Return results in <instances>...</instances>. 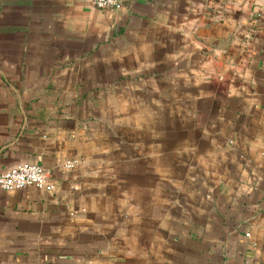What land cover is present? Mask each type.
<instances>
[{"label":"crops","instance_id":"1","mask_svg":"<svg viewBox=\"0 0 264 264\" xmlns=\"http://www.w3.org/2000/svg\"><path fill=\"white\" fill-rule=\"evenodd\" d=\"M25 162L55 186H0V264H264V0H0Z\"/></svg>","mask_w":264,"mask_h":264},{"label":"built area","instance_id":"2","mask_svg":"<svg viewBox=\"0 0 264 264\" xmlns=\"http://www.w3.org/2000/svg\"><path fill=\"white\" fill-rule=\"evenodd\" d=\"M93 2L99 7L121 8L123 6V0H93ZM74 163L75 159H70L66 164L72 166ZM31 184L49 189L55 186L49 182L43 165L37 162L19 163L0 173V186L3 189H20Z\"/></svg>","mask_w":264,"mask_h":264}]
</instances>
